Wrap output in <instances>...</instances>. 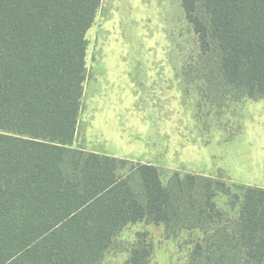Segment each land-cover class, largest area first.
Returning a JSON list of instances; mask_svg holds the SVG:
<instances>
[{
	"label": "trees",
	"instance_id": "16d2710c",
	"mask_svg": "<svg viewBox=\"0 0 264 264\" xmlns=\"http://www.w3.org/2000/svg\"><path fill=\"white\" fill-rule=\"evenodd\" d=\"M102 0H0V264H101L140 222L203 237L194 264H264V188L73 147ZM203 53L264 102V0H181ZM129 168V169H128ZM235 189V191H233ZM239 207L236 219L215 202ZM144 239L125 264H150Z\"/></svg>",
	"mask_w": 264,
	"mask_h": 264
},
{
	"label": "rangeland",
	"instance_id": "374dc122",
	"mask_svg": "<svg viewBox=\"0 0 264 264\" xmlns=\"http://www.w3.org/2000/svg\"><path fill=\"white\" fill-rule=\"evenodd\" d=\"M87 40L88 76L74 148H106L97 123L107 108L124 100L102 84L104 76L98 71L104 59H131L138 61L133 68L142 74H179L174 98L172 82L165 80L163 98L158 99L164 153L158 160L151 156V162L165 185L175 173L207 174L232 186L264 184V102L228 84L219 57L201 51L179 0H103ZM145 60L153 64L145 66ZM152 60H162V65ZM135 100L134 106L155 104L152 97L149 103L141 96ZM144 117L137 121L144 123ZM215 202L226 219L238 217L240 208L232 209L227 196L220 194ZM202 237L190 231L169 237L162 225L136 223L119 234L101 264H125L139 238L152 244L150 264H194L192 251Z\"/></svg>",
	"mask_w": 264,
	"mask_h": 264
},
{
	"label": "crops",
	"instance_id": "0c3cea01",
	"mask_svg": "<svg viewBox=\"0 0 264 264\" xmlns=\"http://www.w3.org/2000/svg\"><path fill=\"white\" fill-rule=\"evenodd\" d=\"M179 1L184 18L187 21L181 0ZM152 61H155L154 63L156 64L159 62L162 65V60ZM137 64L138 61L131 59L103 60L98 71L100 75L104 76L105 82L102 84H105L107 89L111 90L115 95L121 96L124 100L123 105L107 108L103 117L100 118L101 121L99 120L97 123L100 136L107 141L106 148L103 151L88 150L84 147H76V149L157 167V165L152 164L153 158L151 156L155 155L154 159L158 160L160 158L158 156H162L164 153L162 105L161 103L158 105V99L163 98V82L165 80L172 82L171 93L172 99L174 98V92L178 91V86L175 85L176 87H174V83L179 81V74L165 75L162 72L152 73L146 70L142 74L134 70L133 65ZM152 64L153 62L145 60V66ZM153 87L155 88L154 92H152ZM140 96L146 99V103H149L147 98L152 97L153 102L155 100V104L149 103L146 106L132 105V99L135 104L137 102L135 99ZM146 115L147 120L145 119L144 123L137 121V119L145 118L144 116ZM80 117L81 110L75 141L78 136ZM193 175L211 177L207 176V174ZM241 184L249 187L264 188V184Z\"/></svg>",
	"mask_w": 264,
	"mask_h": 264
}]
</instances>
